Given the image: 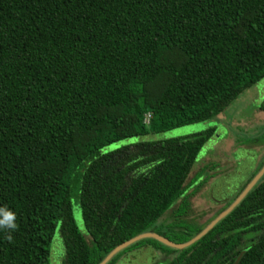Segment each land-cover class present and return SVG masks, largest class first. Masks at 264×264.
I'll use <instances>...</instances> for the list:
<instances>
[{"label":"trees","instance_id":"16d2710c","mask_svg":"<svg viewBox=\"0 0 264 264\" xmlns=\"http://www.w3.org/2000/svg\"><path fill=\"white\" fill-rule=\"evenodd\" d=\"M262 79L264 0H0V208L18 225L0 264H99L142 232L172 239L155 229L170 208L172 240L191 239L255 172L196 224L182 217L214 175L190 176L214 127L108 147L214 119ZM148 246L166 264H264V176L191 246L145 238L107 264Z\"/></svg>","mask_w":264,"mask_h":264},{"label":"rangeland","instance_id":"374dc122","mask_svg":"<svg viewBox=\"0 0 264 264\" xmlns=\"http://www.w3.org/2000/svg\"><path fill=\"white\" fill-rule=\"evenodd\" d=\"M263 98L264 79L246 89L223 113L214 119L183 125L163 132L127 138L110 145L108 148L113 149L140 141L188 136L214 127V135L200 150L190 176L194 174L199 164L208 163L212 167L216 166L212 171L207 172H212L215 177H211V180L193 196L191 209L182 217L188 222L202 224L207 218H212L228 201L232 200L247 180V175H241L242 171L240 169L237 176H232L230 186H227V188L224 187L223 189L220 184H217L220 182L219 178L221 176L227 179L230 172L235 169L236 155L233 152L238 150L242 153H251L248 148L254 146L259 149L260 156L264 154V111L258 107ZM237 159L242 160L245 158L238 156ZM242 163L239 165L240 168L246 169V173L251 172V168L245 167L246 164L243 165ZM72 208L75 224L80 230L86 232L80 200L77 195L72 198ZM173 221H178V219L173 214V208H170L160 217L155 229L168 234L172 239H176L184 231L176 227L171 230L170 223ZM54 243L52 246V261L56 256L55 251H53ZM60 250L63 251L62 247ZM162 255H164L162 250H158L154 246H148L140 248L139 251L132 250L128 252L120 261L130 260V262H133L135 259V264H160Z\"/></svg>","mask_w":264,"mask_h":264},{"label":"water","instance_id":"95a60500","mask_svg":"<svg viewBox=\"0 0 264 264\" xmlns=\"http://www.w3.org/2000/svg\"><path fill=\"white\" fill-rule=\"evenodd\" d=\"M264 175V166L254 175V177L248 182V184L245 186V188L239 193V195L224 209L222 210L218 215H216L200 232H198L195 236H193L191 239L184 241V242H175L168 237L161 235L155 231H146L142 232L140 234H137L136 236L120 243L115 248H113L99 264H107L110 262V260L120 251L124 250L125 248L129 247L130 245L145 239V238H155L161 243L176 248L179 250H183L198 240H200L202 237H204L209 231H211L223 218H225L229 213H231L247 196V194L252 190V188L257 184V182L263 177ZM239 258L236 260L235 264H238Z\"/></svg>","mask_w":264,"mask_h":264},{"label":"flooded vegetation","instance_id":"af4514ba","mask_svg":"<svg viewBox=\"0 0 264 264\" xmlns=\"http://www.w3.org/2000/svg\"><path fill=\"white\" fill-rule=\"evenodd\" d=\"M259 106V105H258ZM249 149V151L251 152V153H247V152H245V153H242V152H240V151H238V150H236V151H234L233 152V154L234 155H236V158H235V169L234 170H232L231 172H230V175L229 176H227L228 178L227 179H225L224 178V176H221L219 179H220V182L219 183H217V184H220V187H222L223 189H224V187L225 188H227V186H230V181H232L231 179H232V176H237L239 173H240V169H241V171H242V173H241V175L242 174H245V175H247V178H249L250 176H251V174L252 173H254L255 172V174L264 166V154H262L261 156H260V153H259V149L258 148H256V147H251V148H248ZM235 150V149H234ZM247 153V154H246ZM244 157L245 159H242V160H240V159H237V157ZM245 160H247L246 162H244ZM243 162V163H242ZM240 163H242L243 165H245V167H250L251 168V172H247L246 173V169H244V168H240ZM264 176V175H263ZM213 177H215V176H213ZM254 177V176H253ZM252 177V178H253ZM211 180V178L208 180V181H210ZM208 181L205 183V184H207L208 183ZM193 189V188H192ZM144 248H146V247H144ZM139 250H140V248H138ZM138 249H135L134 251H139ZM60 252H61V250H60ZM59 253V252H58ZM121 260V259H120ZM119 260V262L117 263V264H135L134 263V261H135V259H134V261L133 262H130V260L129 261H127V260H123V261H120ZM62 261H63V258H58L57 260H56V262H55V264H62ZM166 261H167V259H165V258H162V260H161V262H163V263H160V264H166Z\"/></svg>","mask_w":264,"mask_h":264},{"label":"clouds","instance_id":"9594fccd","mask_svg":"<svg viewBox=\"0 0 264 264\" xmlns=\"http://www.w3.org/2000/svg\"><path fill=\"white\" fill-rule=\"evenodd\" d=\"M16 214L6 208H0V231H7L9 234L7 239L11 240V232L18 228L16 223Z\"/></svg>","mask_w":264,"mask_h":264}]
</instances>
